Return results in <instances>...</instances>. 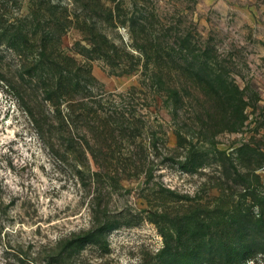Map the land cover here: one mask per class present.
<instances>
[{
    "label": "rangeland",
    "instance_id": "rangeland-1",
    "mask_svg": "<svg viewBox=\"0 0 264 264\" xmlns=\"http://www.w3.org/2000/svg\"><path fill=\"white\" fill-rule=\"evenodd\" d=\"M52 5L69 18L59 38ZM95 25L113 58L90 53ZM47 35L95 77L74 101L55 98L52 68L37 64ZM199 61L244 93L237 131L215 132L190 90ZM106 121L118 130L108 139ZM258 199L264 0H0V264H154L176 214L224 202L252 211L235 213L250 227ZM255 229L243 264H264V221Z\"/></svg>",
    "mask_w": 264,
    "mask_h": 264
},
{
    "label": "trees",
    "instance_id": "trees-1",
    "mask_svg": "<svg viewBox=\"0 0 264 264\" xmlns=\"http://www.w3.org/2000/svg\"><path fill=\"white\" fill-rule=\"evenodd\" d=\"M57 9V6H47L48 15L44 17L47 19L46 25L51 28V33L60 32L59 38L61 33H64V29L68 28L69 18L64 9L60 12ZM91 32L93 48L90 53L95 52L105 55L106 59L113 58L114 56L108 54L111 44L109 45L107 37L97 31L96 25L92 27ZM57 45L51 36L43 37L36 46L41 49L37 64H40L43 69L46 67L52 68L53 74L50 75L56 78L55 98L74 101L80 83L84 81L87 86H90L95 81V77L91 73L88 62H81L75 57H64L58 54L56 51ZM86 57V60L97 58L89 55ZM161 60L162 58L158 57V63H161ZM197 64L199 69L188 73L192 79L190 90L193 89L192 91L197 95L207 98L209 108L207 112L210 117L209 124H211V128L215 132H219L222 128L232 132L237 131L247 119L245 114L247 103L244 99V93L228 79L224 71L220 69L214 71L204 61H199ZM176 75L178 78L181 76L180 73H176ZM153 76L155 77L154 80L161 84L163 78H165V73L160 70L154 73ZM134 90H136L135 87L131 88V91ZM173 95L179 99L180 93L177 88L174 90ZM106 124L103 126L102 132L107 135L106 139L116 136L115 133L118 131L116 127H113L109 121H106ZM123 124L124 122H119L121 126H119L120 133L127 135L130 130ZM181 166L186 169L185 165ZM148 176L150 177V173ZM221 204L223 206L218 204L212 211L194 208L195 210L192 213H183L181 216L176 214V217L172 220H167V223L172 224L173 227H170V232L166 229L163 231L165 247L157 255L158 259L154 264H243L254 250L253 246L248 243L250 232H254L255 227L260 226L264 221L262 219L264 200L258 199L254 203V206L259 207L262 215L258 216L255 224H250V227L244 225V228L239 227L240 223L236 219L235 213L253 212L241 208L240 205H230L224 202ZM222 213L231 214H227L228 217L225 221V214ZM220 220H224V222L220 223ZM225 224H227V227H225ZM208 236L211 243L209 247H205L204 242Z\"/></svg>",
    "mask_w": 264,
    "mask_h": 264
}]
</instances>
